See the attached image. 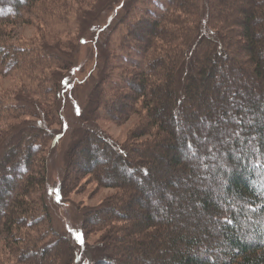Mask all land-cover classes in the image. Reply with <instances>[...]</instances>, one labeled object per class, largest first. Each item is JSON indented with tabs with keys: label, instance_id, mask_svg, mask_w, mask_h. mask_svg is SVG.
<instances>
[{
	"label": "trees",
	"instance_id": "1",
	"mask_svg": "<svg viewBox=\"0 0 264 264\" xmlns=\"http://www.w3.org/2000/svg\"><path fill=\"white\" fill-rule=\"evenodd\" d=\"M30 1L0 0V18L17 16ZM199 1L169 0L155 15L146 11L132 16L127 25L125 21L119 38L137 41L133 50L140 57L131 60L133 69L119 74L116 84L106 82L110 85L106 91L101 84L107 78L97 80L94 92L99 98L88 117L94 116L92 123L100 118L123 123L134 114L140 119L120 147L97 130L85 131L80 145L71 150L57 188L65 194L79 176L90 175L99 186L115 189L102 206L88 209L83 220L84 226L106 229L101 250L105 264H264V83L254 82L264 80V0H205L204 11ZM84 17L79 15L78 22ZM204 22L215 29L216 46L208 36L200 39ZM189 31H197L199 39L192 65L180 80L183 57L180 60V50L168 42L177 32L189 38ZM30 51L0 44V66L8 72L24 62L30 83L44 92L56 90L60 75L34 76L31 72L42 70L44 56L33 50L31 57ZM54 58L59 66L60 56ZM60 69H67L66 65ZM220 85L227 88L215 91ZM230 93L236 100L240 94L247 100L258 98L245 104L252 106L247 114L255 118L254 123L231 136L233 126L237 129L235 121L245 117H229L216 126L218 134L205 140L202 127L217 123L215 116L226 117ZM12 103L4 106L10 112L5 116L17 119L19 108L16 100ZM205 119L209 121L204 123ZM24 129L21 124L11 132L0 128V243L23 261L64 264L66 239L53 232L41 194L45 190L56 194L47 189L46 160L41 154L49 135L45 130ZM221 132L231 138L221 143L222 148ZM211 140L219 148L210 147ZM77 157L83 165L75 161ZM217 171L225 176L223 186L211 183V174ZM166 191L174 200L142 214L139 199L151 200L155 192L163 198ZM232 198L238 203L237 211ZM45 233L51 238L41 242ZM51 248H55L52 255Z\"/></svg>",
	"mask_w": 264,
	"mask_h": 264
},
{
	"label": "rangeland",
	"instance_id": "2",
	"mask_svg": "<svg viewBox=\"0 0 264 264\" xmlns=\"http://www.w3.org/2000/svg\"><path fill=\"white\" fill-rule=\"evenodd\" d=\"M168 2L169 0H32L22 6L23 8L17 16L0 18L1 45L5 47L14 44L21 45L25 49L31 50L28 52L31 57L33 50L42 54L44 56L42 70L31 72L34 76L41 79L43 73L47 78L55 72L58 73V76L60 75L56 80L58 83L54 84L57 89L44 92L40 85L38 87L26 78V74L23 72L26 70L24 62L8 72L0 66V98L3 99L1 102L4 110L1 113L3 117H0V128H7V132H11L14 126L21 124L25 127L24 131L35 132L40 129V131L48 132L49 139L45 144L47 147L45 146L46 149L41 154L46 160L44 163L48 181L47 189L52 190L53 188L56 190V194L47 190L41 191V194L46 201V208L50 215L49 224L54 228L52 229L53 232L66 239V246H64L62 255L64 264L104 262L103 251L101 250L104 247L103 237L106 229H93V227L87 226V223L84 226L83 220L88 209L102 206L115 193L113 188L99 186L90 175L79 176L73 185L74 188L65 194L57 192L66 170L67 161H70L71 150L77 144L80 145L83 140L82 137H84L83 133L90 129L99 131L120 147L126 142L131 128L140 119V116L134 114L123 123L104 118L94 120L92 123L94 116L89 118L88 113H92L90 110L95 108L96 99L99 98L96 97L97 91L94 92V85L98 79L101 80L106 77L107 81L104 79L101 84L102 91H106L110 86H105L106 82L107 84L109 82L112 85L116 84L119 81V74L133 69L131 60L140 57L133 50V47L138 45L137 41L128 37L119 38L125 32V21L127 25V22L132 20V16H137L141 12L149 11L155 15L162 11ZM204 3L205 0L199 1L201 11H204ZM84 12L87 13L84 14ZM79 15L85 16L82 19L83 22H78ZM203 19L205 17L202 15ZM257 23L262 26V21L259 20ZM95 25L98 26L92 27ZM192 25L191 22L190 26L192 27ZM168 27L171 26L168 25ZM254 27L257 28V25ZM180 30L183 31L182 28ZM200 32H198L200 39L208 36L215 41L214 45H217L218 38L215 29L206 27L204 22ZM188 33L190 37L186 38L177 32L178 36L168 42L170 47H176L180 50V60L183 57L184 64H181L179 70L180 72L183 70L180 80L183 79L192 65L195 44L199 39L197 31H189ZM159 42L165 44L160 40ZM54 56H60L59 66L53 62ZM63 65H66L67 69H60ZM103 65H105L104 71ZM28 71L30 70L28 69ZM216 74L219 73L216 72ZM216 77L218 76L214 77L213 75V79ZM239 77L245 79L242 74ZM230 78L229 75L226 80L229 81ZM254 82L264 83V80ZM47 84L50 85L51 81ZM253 86L254 83L253 85L249 84L248 88H253ZM226 88L220 85L218 88L215 87V91L221 92ZM232 95L233 93H230L226 96L230 98L231 102L226 117L215 116L213 120H217V123L212 122L210 124L209 122L202 127L201 132L205 131L204 135L207 134L205 140L210 138L211 134H218L219 131L218 129L216 131V126H219L221 121L227 122L229 117L233 116L237 119L242 115L245 117L239 124H236L237 129L233 126L234 131L239 132V135L241 133L240 127L254 123L255 118L253 119L250 114H247V112L252 111V106H245V104L246 101L248 104L249 101L256 102L258 98L249 96L251 100H247L246 96L240 94V96L238 95L240 100H236ZM207 99L209 98L205 97L204 100ZM15 100L19 108L17 113L20 115L17 119L11 116L6 118L5 115L10 114V112L4 106L11 102L15 104ZM89 102L92 105H89ZM237 105L243 108H236ZM261 118L264 120L263 115ZM176 119L181 121L182 116L177 114ZM207 121L209 120L205 119L204 123ZM242 133L244 132L242 131ZM213 140H211L210 147L219 148L218 142ZM227 140L231 142L230 137ZM220 148H222L221 143ZM199 150L197 151L199 152ZM212 157L215 159V155ZM217 158L225 162L224 157ZM78 159L77 157L75 161L83 165V161H78ZM214 159L209 161L212 162ZM198 166L201 167L202 165ZM217 172L215 176L211 174V183L223 186L225 176L221 172ZM222 194L220 192L218 198L222 197ZM165 195L166 197L159 198L158 192H155L152 193L151 200L139 199L142 214L154 212L157 206H165L170 200H174L173 196H168V191L165 192ZM232 201L235 202V199L232 198ZM216 202L223 205L221 199L216 200ZM237 204L236 202L231 204L236 211L239 207ZM224 215L228 216V214ZM248 215L247 221L249 222L251 215ZM244 222L247 224L246 221ZM120 224L115 223V225ZM77 233L80 234L81 240L76 239ZM50 238L51 236L45 233L41 242ZM1 241L2 236L0 235ZM49 251L52 255L55 248H51ZM18 256L19 254L4 249L0 243V264H42L35 261L36 259L33 262L31 259L23 261L25 259H19Z\"/></svg>",
	"mask_w": 264,
	"mask_h": 264
},
{
	"label": "snow or ice",
	"instance_id": "3",
	"mask_svg": "<svg viewBox=\"0 0 264 264\" xmlns=\"http://www.w3.org/2000/svg\"><path fill=\"white\" fill-rule=\"evenodd\" d=\"M235 122H236L237 124L240 123L239 120H236ZM220 135H221V137H222V139L220 140V143H224V142H226L228 136H226L224 132H221ZM229 135H231V136H238V135H239V132H237V131H233V132H230ZM76 239H77V240H81V236H80L79 233L76 234ZM81 242H82V241H81Z\"/></svg>",
	"mask_w": 264,
	"mask_h": 264
}]
</instances>
